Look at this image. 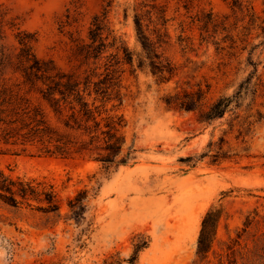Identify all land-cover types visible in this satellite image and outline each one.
Listing matches in <instances>:
<instances>
[{
	"label": "rangeland",
	"instance_id": "374dc122",
	"mask_svg": "<svg viewBox=\"0 0 264 264\" xmlns=\"http://www.w3.org/2000/svg\"><path fill=\"white\" fill-rule=\"evenodd\" d=\"M141 1L156 10L150 0H0L6 19L0 46L7 52L16 46L15 24L36 33L39 57L67 72L88 71L95 64L76 53L75 43L88 41L91 16L106 7L110 28L133 54L121 76L125 164L105 172L86 157L0 144V170L51 185L60 212L0 202V264H264L256 250L264 240L262 0H254L256 21L248 6H231V0L191 6L156 0L167 19L160 51L175 67L166 82L151 75L135 37L133 14ZM248 77L238 106L213 120L200 121L199 110L175 101L178 92L197 85L211 98L231 96ZM209 142L222 143L223 159L202 156ZM80 190L87 196L76 222L67 203ZM213 205L221 214L207 257L197 261L201 220Z\"/></svg>",
	"mask_w": 264,
	"mask_h": 264
},
{
	"label": "trees",
	"instance_id": "16d2710c",
	"mask_svg": "<svg viewBox=\"0 0 264 264\" xmlns=\"http://www.w3.org/2000/svg\"><path fill=\"white\" fill-rule=\"evenodd\" d=\"M137 2L133 14L135 37L144 54L149 71L158 82H166L175 67L160 51L168 32L164 9ZM191 6L195 0H179ZM231 6H248L250 20L259 15L254 0H231ZM261 4L264 6V0ZM264 11V9H263ZM6 24L5 13L0 14V29ZM152 24V27L150 26ZM16 43L14 51L0 46V144L15 151H33L43 156H81L95 160L101 170L126 163L121 157L125 143L126 119L121 111L124 96L121 76L124 65L132 62L133 54L123 40L109 26L108 9L103 7L91 16L87 42L75 43L76 53L95 67L80 74L59 68L52 59L39 57L34 49L35 32L12 25ZM264 29V28H262ZM264 31V30H263ZM248 79V80H247ZM231 96L208 97L207 89L182 90L175 101L179 108L199 110L200 121L222 117L237 102L243 90ZM223 141V138H220ZM222 143L209 142L207 154L212 162L223 159ZM86 190H80L68 200L70 217L78 222L85 212ZM30 200L38 203L32 205ZM0 202L20 208L26 204L32 211L59 216V205L51 185L21 176L11 177L0 170ZM221 208L213 205L203 215L197 238V261L207 257L215 235ZM139 248L134 250V261ZM258 257L264 258V240L259 241Z\"/></svg>",
	"mask_w": 264,
	"mask_h": 264
}]
</instances>
